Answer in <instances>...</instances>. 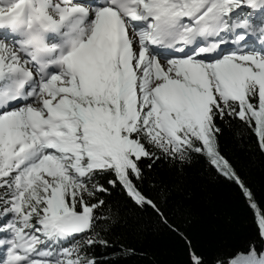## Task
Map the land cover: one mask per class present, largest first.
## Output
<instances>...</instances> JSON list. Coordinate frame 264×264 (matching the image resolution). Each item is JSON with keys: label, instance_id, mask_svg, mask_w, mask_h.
<instances>
[{"label": "snow or ice", "instance_id": "6c2138e0", "mask_svg": "<svg viewBox=\"0 0 264 264\" xmlns=\"http://www.w3.org/2000/svg\"><path fill=\"white\" fill-rule=\"evenodd\" d=\"M226 129L264 154V0H0V264H115L96 249L135 254L110 238L122 213L186 264H264V200ZM194 165L252 210L246 245L210 255L173 218Z\"/></svg>", "mask_w": 264, "mask_h": 264}, {"label": "trees", "instance_id": "16d2710c", "mask_svg": "<svg viewBox=\"0 0 264 264\" xmlns=\"http://www.w3.org/2000/svg\"><path fill=\"white\" fill-rule=\"evenodd\" d=\"M221 148L242 171L258 200H264V154L256 148L254 139L241 143L231 129H226ZM158 178L169 188L176 183L174 174L166 170ZM167 207L210 255L242 247L256 235L253 212L238 190L202 165L188 170L182 188L170 192ZM122 216L110 238L125 249H134L135 254L117 249L113 255L101 247L96 249L99 256L115 264H186L182 245L173 234L160 228L154 218L147 213Z\"/></svg>", "mask_w": 264, "mask_h": 264}]
</instances>
